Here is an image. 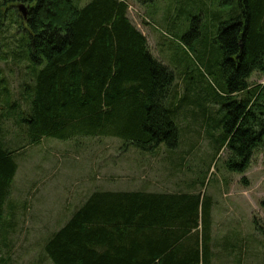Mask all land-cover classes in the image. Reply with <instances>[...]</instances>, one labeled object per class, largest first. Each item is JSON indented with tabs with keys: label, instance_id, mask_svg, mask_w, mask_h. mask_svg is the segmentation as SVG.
I'll return each instance as SVG.
<instances>
[{
	"label": "trees",
	"instance_id": "trees-1",
	"mask_svg": "<svg viewBox=\"0 0 264 264\" xmlns=\"http://www.w3.org/2000/svg\"><path fill=\"white\" fill-rule=\"evenodd\" d=\"M12 1L27 9L26 18L19 10L23 51L13 54L16 64H26V108L1 85L0 103L19 125L21 147L44 138L107 137L125 149L152 154L163 148L171 155L197 125L216 154L228 150L226 166L236 174L264 147V84L251 83L264 78V0H218L223 13L218 4L197 7L200 19L181 40L192 54L186 53L180 76L151 55L122 0H92L83 9L73 0ZM213 12L219 19L210 23ZM20 150L0 140L3 262L7 222L12 228L5 211ZM210 205L189 193L94 191L45 251L53 264H209Z\"/></svg>",
	"mask_w": 264,
	"mask_h": 264
},
{
	"label": "rangeland",
	"instance_id": "rangeland-1",
	"mask_svg": "<svg viewBox=\"0 0 264 264\" xmlns=\"http://www.w3.org/2000/svg\"><path fill=\"white\" fill-rule=\"evenodd\" d=\"M91 1L73 3L83 9ZM122 1L128 4V18L147 38L151 55L175 76L181 75L186 53L192 54L181 40L192 21L200 19L197 7L219 6L218 0ZM18 5L0 0V85L7 87L6 96L22 109L26 108L21 99L26 64H16L13 58L16 50L23 51L25 40ZM217 9L225 12L220 6ZM213 13L206 18L210 23L219 19L218 12ZM251 83L262 85L264 78L255 76ZM176 84L181 92V80ZM210 108L214 113L220 109ZM7 111L6 103H0V140L7 148L21 150L15 154L19 170L5 211L12 228L7 222L3 240L8 247L2 248L5 262L0 260V264H53L45 251L47 241L94 191L200 196L211 204L206 243L209 264H264V147L255 149L244 174L227 169L228 150L216 154L213 141L197 125L183 141L186 146L181 144L171 155L163 148L154 155L134 147L125 149L123 142L107 137L44 138L31 146L23 141L21 147L19 125L15 127L12 118L5 116Z\"/></svg>",
	"mask_w": 264,
	"mask_h": 264
},
{
	"label": "water",
	"instance_id": "water-1",
	"mask_svg": "<svg viewBox=\"0 0 264 264\" xmlns=\"http://www.w3.org/2000/svg\"><path fill=\"white\" fill-rule=\"evenodd\" d=\"M18 9L20 10V12H22L23 13V15L25 16V18H26V16H27V9H26V7L24 6V5H18Z\"/></svg>",
	"mask_w": 264,
	"mask_h": 264
},
{
	"label": "bare ground",
	"instance_id": "bare-ground-1",
	"mask_svg": "<svg viewBox=\"0 0 264 264\" xmlns=\"http://www.w3.org/2000/svg\"><path fill=\"white\" fill-rule=\"evenodd\" d=\"M21 5V4H20Z\"/></svg>",
	"mask_w": 264,
	"mask_h": 264
}]
</instances>
